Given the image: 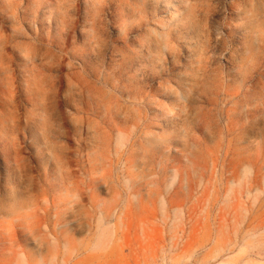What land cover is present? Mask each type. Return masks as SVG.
<instances>
[{
  "label": "rangeland",
  "instance_id": "rangeland-1",
  "mask_svg": "<svg viewBox=\"0 0 264 264\" xmlns=\"http://www.w3.org/2000/svg\"><path fill=\"white\" fill-rule=\"evenodd\" d=\"M262 3L0 0V264H264Z\"/></svg>",
  "mask_w": 264,
  "mask_h": 264
},
{
  "label": "bare ground",
  "instance_id": "bare-ground-1",
  "mask_svg": "<svg viewBox=\"0 0 264 264\" xmlns=\"http://www.w3.org/2000/svg\"><path fill=\"white\" fill-rule=\"evenodd\" d=\"M255 1H256V0H255ZM259 2H260V0H259ZM263 3H264V0H263ZM263 3H262V4H263ZM262 4H261V6L257 7V9H256L259 13L262 12V11H264V5H262ZM249 21H250V20H249ZM17 34H18V33H17ZM12 42H13V41H12Z\"/></svg>",
  "mask_w": 264,
  "mask_h": 264
}]
</instances>
